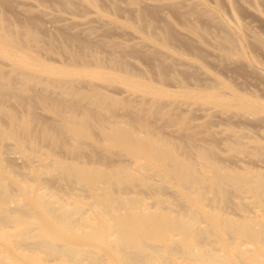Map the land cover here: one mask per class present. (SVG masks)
I'll list each match as a JSON object with an SVG mask.
<instances>
[{
    "label": "rangeland",
    "instance_id": "obj_1",
    "mask_svg": "<svg viewBox=\"0 0 264 264\" xmlns=\"http://www.w3.org/2000/svg\"><path fill=\"white\" fill-rule=\"evenodd\" d=\"M17 1L20 2H16V0H0V23L9 27L12 32L17 33L18 36L16 40L23 43V48H26L27 51L34 55L35 61L32 64L18 66L16 64L13 65L10 58L5 55H0V139L4 141V139L6 140L8 138L7 135L3 134L5 132L8 133L11 131L13 136L20 135L19 138L25 137L27 132H29L27 134L28 136L25 137V143L22 145L16 146L14 143L11 144L10 142H15V140L12 139L9 143L7 141L8 139L6 142L4 141V143L2 142V146L4 145L7 149V153L5 154L9 153V159L6 157L7 155L3 157L5 152L3 151L5 150L3 149L4 146L1 147L2 150L0 148V152L3 151V153H0V169L6 170L10 174L6 175V182L9 185L6 192L15 196L16 199L13 198L14 200H19V202L26 201L28 197L26 191L31 190L30 187L32 189L34 188V191H36V187H39L50 200H52L53 197H55L53 198L54 200H58L59 197L62 196L60 201H63L65 198L64 200H68V202L72 201L71 204L76 201L82 202L81 204L85 207V199H87V202L90 201L89 204L86 202L88 208L91 206L90 209L92 211L97 209V206L93 207V204H91L93 200H88L91 199L88 194L89 192L80 184H86L85 178L80 179L78 185L75 181H63V179H65V177L63 178L65 174L60 172L57 166L54 168L51 164H45L46 159L54 157L58 158L66 166H72L76 162L73 158L75 155L72 153L73 148H75L72 139V131L62 123V118L69 114H75L85 120L81 130L84 134V139L87 141L83 140L84 146L79 148V159L77 162L89 163L98 169L99 172L119 168H129L131 170L133 169V171H137V169L142 167L140 162L143 163L142 161L145 157L139 158V162L136 156H131L133 159H136L138 163L130 159V155L126 153L128 151H123V149H125L124 147L120 149L122 145L102 139L104 137L103 131L106 130L109 125L113 124L133 130L140 134V136L143 135V137H157L180 159L189 162L195 167H197L198 154L205 151H210L211 156L213 154L212 161L216 159V162H218L217 160L221 156V159H224L225 163L229 160L227 165L230 164V166H232V162L233 166L237 167L238 165L235 164L237 161L232 160L235 158H231L232 156L228 152L226 155L228 156V154H230L229 156L231 157H226L223 151V149L227 147L229 148L228 151L231 152L234 144L231 143L233 138L229 137L234 130L240 137L241 131H246V129H248L247 131H250L249 129L253 130L252 134H250L251 131L247 134L244 131L243 134L244 136L246 134V137H242L246 139L241 138V141L244 140L242 143L245 145H247L246 142H253L251 144L257 141L259 143L260 140L264 142V120L256 119V114H252L255 115L253 117L251 114L248 116V113H245L247 117L244 118L245 115L242 114L241 116V113L238 109L236 110L235 106L226 105L225 107L223 106L225 104L221 103V105L220 102L219 104L211 102L214 103L215 106L212 105L216 107L212 108L213 106H209L207 101H204L206 102L204 108H207V110H204L202 104V110L205 111L202 112L200 109L201 104L194 103V101L200 102L202 99L201 97V99L198 98V96L201 95L200 93H198V96L196 95L197 91H200L202 95H206L216 90L215 94H219L220 92L218 90L222 88L220 91L224 90V93L229 94V92H234L240 98L256 100L264 106V0H200V2H203L201 5L203 7H197L200 10L202 8L206 10L202 9L203 12L201 11L199 13H195L193 9H190V7L193 6V4H189L192 0L186 3L187 6L191 5L190 7H187L185 5L186 0H183L186 8L185 6H181V2L183 1L179 0L180 4L177 2L179 5L174 4L177 0H173L174 2L172 0H163L165 2L161 0V4L158 3L160 0H91V3H89L90 0H86L84 1L86 6L83 5V3L81 4L79 0H75L77 3L65 0L69 5L65 4L63 0ZM78 1L81 5H78ZM193 2L194 1H192V3ZM249 4L253 7H250ZM87 5L88 7L90 5L91 9H88ZM248 5L249 7H246ZM42 8L49 13L43 10L45 12L44 14ZM37 9L40 11L38 10L37 12ZM254 10H258L259 13L256 11L258 13L256 14ZM204 11L210 12L207 14V12ZM40 13L46 17H43ZM53 13L57 14L54 15ZM96 15L102 18H94ZM212 15H218L221 20L219 19V21L216 16L217 19L213 18L210 20L211 18L209 19V17ZM105 18L111 20L109 21ZM65 19H67L66 22H71L65 23ZM100 19H102L103 22H100ZM83 22L85 24H83ZM94 22L95 24H93ZM108 23L110 24L108 25ZM113 23H116V26H112ZM81 25H84V27L91 25V31L87 29L89 27H85L87 31L85 28V30H83ZM191 25L197 28L198 34H200L199 36H204L205 39L202 38V41H206L204 44H208L209 46H202L203 44L199 45L196 39L198 35L193 39L191 35L194 34V31L189 30L192 29ZM6 27L4 30H0V36L12 35L11 31ZM92 30L95 31V34ZM184 30L193 32H190L191 35L188 32L189 35H187V32H184ZM97 33L98 36L94 38ZM166 33L170 34V37L166 38L167 40L164 38ZM196 34L197 33H195L194 36ZM226 34L233 39L235 45L229 42H223L224 45L222 44L221 47H219L217 43H214L215 45L212 44L213 42H217L214 39L222 40ZM88 35L91 37L93 36V38H89ZM131 37L137 38L132 39ZM208 37H210L211 40L208 39ZM142 39L143 43L145 41L148 46L151 44L153 50L151 46L148 47L147 44L144 45L141 43L143 46H139L140 44L136 43L139 42L138 40ZM200 40L201 39H199V43H201ZM212 40L214 41L212 42ZM111 44L112 46H109ZM215 46L218 48H215ZM35 48L39 52L36 51ZM157 49L163 50V52L165 51L168 53L167 56L169 55L168 57L171 58H168L166 53H162V51L160 53ZM17 53L19 54V52ZM70 54H74L79 57L81 61L85 62V65L84 62L82 64L78 63L80 67L84 66L83 70L77 66V63H74L75 65L73 64L74 61L71 59ZM94 58L100 59L101 67H98L93 62ZM175 58L178 62L180 60V62L178 63L177 60H174ZM2 60L6 61V63ZM112 60L116 61V65H112ZM35 64L47 69L38 70ZM189 64L192 68L188 67ZM67 65H69L68 68L71 67L72 71H74L72 75L67 74V78L72 76L71 78L73 79L71 80L69 77L70 79L66 82L58 83V81L66 77V75H64L66 73H64L62 69L63 67L67 68ZM182 65L186 67L182 68ZM195 66L199 68H195ZM94 67H98L97 69L100 68L101 70L105 68L106 71H110L109 73H111V71L113 73L114 71V74L117 73L123 77L124 75L126 77L131 75L130 78L132 80L136 79L141 88L143 85L152 86L154 88L153 92L147 93L149 97L151 96L150 99L147 95V98L144 95L145 97H141L143 99L146 98V100L143 102L141 100L142 98L139 97L140 102H138L139 100L137 97L140 92L136 93L137 90L131 92L130 90L133 91L134 88L131 89L130 87L125 89L126 86L123 84L124 80L122 81V79V83L119 78H115L116 80L109 79L110 81H105V78H103L104 80L102 78L97 80L98 77H95L96 80L95 78L91 79L88 76H91L92 72L89 71V73L87 69L93 71ZM84 70L86 74L82 73ZM105 70L104 72H106ZM79 72L81 74H79ZM59 77H61V79ZM83 77H85V79ZM53 78H56L55 81ZM87 79H89V81L92 80L91 83H89ZM86 81H88L89 85ZM93 81H96L97 84ZM108 83H111L112 85H110L112 87L110 85L106 87ZM123 85L125 87H122ZM141 88L137 87L139 90ZM127 90L130 91V93H134L137 97H131V94L126 92ZM155 90H159V92H154ZM127 93L130 97L126 95ZM142 94L140 93V95ZM144 94L146 93L144 92ZM153 94H155L156 99L167 101L166 104L168 105L164 104V102L161 103L162 101L160 102V100H157L158 102L155 103L156 99H154V106L152 102L153 99H151L153 98ZM220 94L223 95L222 92ZM186 95L187 97H185ZM168 99L172 100L170 108L168 107V102H170ZM148 100L150 101L147 102ZM184 100H188L190 103L188 102L187 104V101ZM177 101L181 104L185 102V104L182 107ZM204 102L202 99L200 103ZM177 103L182 108H180ZM192 103H194V105H192ZM190 104L193 109L190 107ZM174 105L175 108L178 105L179 109H173ZM187 105H189L188 108L190 107L189 110ZM207 105L212 109V114H210L211 109L208 111L209 107ZM184 106L186 107L184 108ZM217 107L223 110L217 109ZM231 107L235 108L236 111L232 108L233 114L231 112L224 114V112ZM190 109H192L193 112L190 111ZM218 110L219 112H217ZM258 110L261 111H259L257 116L264 114V108H259ZM207 112L209 114H207ZM250 118H253V120ZM23 127L28 129V131L23 129ZM21 128L23 131H20ZM3 130L5 132L2 133ZM24 130L25 135L22 136ZM256 132L259 133H257V136L253 134ZM225 135L229 137L227 138ZM258 135L259 138H257ZM13 136L11 137L13 138ZM247 136L249 138H247ZM17 137L14 136V138ZM256 138L257 140L255 141ZM250 139L253 141H250ZM94 140H98V143L96 144ZM90 142L95 145L92 143L88 145ZM250 143H248V145ZM7 144L10 145H8L9 148L8 146L6 147ZM115 144L118 146H115ZM102 146H104V148ZM115 147H118L121 151L117 150L118 148L116 149ZM227 148L224 150L227 151ZM8 150H11L10 152L14 154L17 153L15 155L10 154ZM20 151L25 153L27 157L31 155L32 159L30 156V159L27 158L26 155L22 154ZM232 152H234V149ZM122 153L124 155L128 154L129 158ZM221 153L227 160H225L226 158L224 156L222 157ZM216 154L218 156H216ZM32 155H36V157L42 156V162L40 161L41 159H37L39 157H35L37 161L39 160V162H36ZM12 156H16L17 159ZM33 159L35 162L31 161ZM221 159L219 162L224 163ZM144 160L146 161V158ZM130 161L133 163V167L135 164H140L141 167L135 168V166L133 168ZM133 161H135V163ZM250 164L258 165L259 163L247 162L244 166ZM145 166L146 165H144V167ZM50 167H52V169ZM142 169L144 170L143 167L140 170L143 171ZM147 169L145 167L146 172L148 171ZM157 169L159 170V168ZM50 170L52 172H49ZM140 170H138V172ZM145 170L143 172H145ZM158 170L154 171L158 174ZM28 171H32L33 173L31 172V174H29L30 172L28 173ZM154 171L150 169L149 173L147 172L148 176L146 175L147 173H135L138 176L142 174L140 177H143V174L147 176H144L146 178L151 176V180L153 178L155 179H153L154 182H152L157 184V176L161 173L157 175ZM152 172H154L153 175L155 177H153ZM200 173L199 171V174ZM160 176L161 179L163 175L161 174ZM164 176L167 178L164 177L168 185H172V189L165 183L164 178H162L164 181L161 180L160 183L166 185L164 186L158 183V187L161 185L160 189L164 186L165 189L170 188L171 190H165L164 188L160 190L158 188V190H154L155 192H150V188L143 187L145 178L141 180L142 182H135L131 187L123 185V182H118L114 190L119 195H125L126 192L124 191H129L128 193H130L134 190L136 193H134V196L131 193L127 196L132 198H136L137 195L142 196V200L139 197L141 202L148 203L150 201L148 206L152 204V208L155 207L156 209L164 207L165 210L170 211V215L176 216L173 214H177L188 205V203L182 201L185 200L182 197L183 194H181V192H184V184L182 185L180 183L182 187L175 186V184L180 185L176 178L172 181V175L168 174L167 176V174L164 173ZM169 176H172L171 180ZM148 180L146 179V181ZM175 180H177V183H175ZM23 186H28L29 189L25 187V190ZM140 186L143 189L138 188ZM177 187H179L178 192H180L179 190L182 188L180 193L176 192L177 189L175 188ZM120 190H123L121 192L122 194L119 193ZM140 192L145 195H149L150 193H155L157 195L150 194V197H147L148 195L145 196L144 199H146V202H144V194L141 195ZM175 192L176 197L174 195ZM63 193H65V195L68 193L67 196L71 194V200L69 201V199H67L69 196L67 197L63 195ZM73 193L78 196H74ZM160 194L165 196L164 198L161 195L162 199L164 198L163 201L170 198L168 197L169 195L172 197L169 201L172 207V203L175 206L173 210H170L172 207L169 208V206L168 209L166 208L167 203L170 205L168 200L167 202L165 201V205L161 204L159 207L158 201ZM151 195L156 200L153 199ZM177 195L180 200H178L179 198L176 199ZM185 195H187L186 192ZM56 196L58 199H56ZM73 197H76L77 200H75V198L73 199ZM149 198L151 199L149 200ZM176 204L178 206L180 205L181 208ZM193 223L194 222H192V224ZM192 224L191 226L194 225ZM196 225L197 222L195 226Z\"/></svg>",
    "mask_w": 264,
    "mask_h": 264
},
{
    "label": "bare ground",
    "instance_id": "obj_2",
    "mask_svg": "<svg viewBox=\"0 0 264 264\" xmlns=\"http://www.w3.org/2000/svg\"><path fill=\"white\" fill-rule=\"evenodd\" d=\"M24 1L25 0H23V2ZM63 1L65 2V4H68L67 1L68 2L72 1V3L74 1L75 3L77 0L76 1L75 0H67V1L63 0ZM79 1L81 2V4L83 3V5H85L84 1L86 0H79ZM179 1H183V0H179ZM179 1L177 0L176 3L174 2V4L179 5L180 4ZM184 1L181 2L183 4V5L181 4V6H185L189 0L185 1V5H184ZM192 1L194 2L192 3ZM192 1H190L191 3H189V4H193V6L190 5L192 8L190 6H187V5L186 6L190 7V9H193L195 13L201 12L202 9L206 10L204 8H202L201 10L199 9L200 7H203L201 6L203 2H200V0H192ZM16 2H20V1L16 0ZM80 2L78 3V5L80 4ZM177 2H179V4ZM89 3H91V0ZM158 3L161 4L162 3L161 0ZM249 5L250 7H253L251 6V4ZM249 5L246 7H249ZM87 8L89 9L90 5L89 7L87 5ZM39 9H37V12ZM43 10L44 9L42 8V11ZM207 11H204V12H207ZM256 11L259 13L258 10ZM209 12H207V14ZM257 12L256 14H258ZM56 14L57 13H55L54 15ZM215 16L216 15H212L211 17H209V19L211 18L210 20H212L213 18L218 17V15L216 17ZM43 17H46V16L44 15ZM97 17L99 16L96 15L94 18H97ZM99 18H102V17H99ZM105 19H108V18H105ZM219 19L220 18L218 17V20ZM66 20L67 19H65V23L71 22V21L66 22ZM108 20L110 21L111 19H108ZM87 21H88V18H87ZM101 21L102 19H100V22ZM83 24L85 23L83 22ZM93 24H95V22ZM109 24L110 23H108V25ZM90 26L91 25L87 26L89 28H87L86 26L85 27L87 29H90ZM102 26H103V23H102ZM112 26H116V23H113ZM117 26L120 27L119 25ZM188 26L190 27L189 24ZM192 26L193 25H191V27ZM5 27L6 26H4V24L0 23V30H4ZM85 27L84 25L83 26L81 25V28L83 30L86 29ZM6 28L9 29V31H11L9 27H6ZM189 30H193L194 32L193 31L192 32L194 34L195 33L197 34L194 36V34L191 35L192 33L191 31H190L191 33L185 30L184 32H187V35H189L190 33V35L193 36V39L196 38L198 35L196 39L198 40L197 43L199 45L200 44H203L202 46L208 45V44H204L206 42V41L205 42L202 41V38H204V36L202 37L199 36L200 34H198V30L195 26ZM93 32L95 34V31ZM11 34L12 35L10 36L9 35L0 36V53H1L0 55L2 56L5 55L6 57L10 58L12 60L13 65L16 64L18 66H22L26 64H32L35 61L34 55L31 52L27 51L26 48H23V43L16 40V37L18 36L16 32L11 31ZM89 35H92V34H89ZM93 36L92 37L89 36V38L92 39ZM97 36H98V33L94 38H96ZM169 37H170L169 33H166L164 36L165 39ZM198 38L201 39L200 40L201 43H199ZM208 39H210V37H208ZM214 40L217 42H213ZM214 40H212L213 42L212 44L217 43L219 47H221L223 42L225 43L229 42V43H232V45H235V43H233V39L227 34L223 37L222 40L220 39H217V40L214 39ZM138 41L139 42H136V43L137 44L139 43L140 44L139 46H143V44L144 45L147 44L145 41L143 43V39L138 40ZM109 46H112V44ZM150 46L151 48L153 47L151 44H149L148 47ZM216 47L217 46H215V48ZM37 49H40V48L38 47ZM37 49L36 51H38ZM109 49L112 51L110 47ZM158 51L160 53L161 51L162 53H166L165 51L163 52V50H160V49ZM17 52H19V54ZM167 54L168 53H166V56ZM217 54H218V51H217ZM70 57L74 61L73 64L74 63L82 64L84 62V61H81L79 57L75 56L74 54H70ZM168 58H171V57H168ZM174 60H177V59L175 58ZM4 62L6 63V61ZM93 62L98 67H101L100 66L101 61L99 58H94ZM111 63H113L112 65H116V61L114 60H112ZM84 65H85V62H84ZM68 66L69 65L66 66L67 68L63 67L62 69V71L66 73L64 74L66 75V77L62 79L61 81H58V83L66 82L68 79L72 77V76L71 77L69 76L70 78L69 77L67 78V74L72 75L74 72L72 71L71 67L68 68ZM77 66H79V64ZM35 67L38 68V70L47 69V68H42L40 65H36ZM184 67L186 66L182 65V68ZM188 67L192 68L190 64ZM79 68L83 70L84 66L83 67L79 66ZM97 68L94 67L93 69L95 70ZM195 68H199V67L195 66ZM103 69L105 70V68ZM94 70L91 71L87 69L88 72L89 71L92 72V75L88 76L91 79L98 77L97 80H99V78L100 79L105 78V81L106 80L108 81L109 79L116 80L115 78L117 79L119 78L120 82H121V79L122 81L124 80L123 84L126 87L124 85L122 87H125V89L127 87H130L131 89L134 88L133 91L130 90L131 92H134L135 90H137L136 93L140 92L142 94L143 92L142 95H140L139 93L140 96L138 95L137 97L134 93H130V91L128 90L126 91L131 94V97L132 96L137 97V99L139 100L138 102H140L139 97L142 98L141 96L145 97L146 95L149 97L148 95L149 92L151 91L153 92L154 88L150 85H143L142 88L139 87V83L136 81V79L132 80L130 78L131 75L129 76L127 74L129 77H126L125 75L123 77L121 75H118L117 73L114 74V71L113 73L112 71L111 73H109L110 71H106V70H105L106 72H104V70H101L100 68L95 71ZM85 72H86L85 70L82 71L83 74H86ZM79 74L81 73L79 72ZM59 78L61 79V77ZM83 78L85 79V77ZM53 79L55 81L56 78H53ZM72 79L73 78H71V80ZM89 79L87 80L89 81ZM88 81L86 82L88 83ZM91 81H89V83H91ZM93 82L97 84L96 81H93ZM110 84L111 83H108V85L106 84L107 85L106 87H109ZM122 87H121V90H122ZM137 87L141 88L140 90L142 91L137 89ZM221 89H219L218 91L220 93L222 92L223 95H221L220 93L215 94L216 90H214L213 93L209 92L210 94L207 93L206 95L205 94L202 95L200 91H197L196 95L198 96L199 95L198 93H200L201 95H199L198 98L199 99L202 98L203 102L207 101L209 106L211 107L214 105V103H211V102H215L218 104L220 102V104L221 103L225 104L223 105L225 107L226 105L233 106V107L235 106L236 110L238 109L239 112L241 113V116L242 114L245 115L244 118H246L247 115L250 116V114L251 115L256 114V119L264 120V114L257 116V114H259V111H261L258 109L264 108L262 104L258 103L256 100L240 98L234 92H229V94L224 93L225 91L224 90L220 91ZM144 92L146 94H144ZM154 92H159V90H155ZM224 94L228 96H225ZM126 95L129 96L128 93ZM152 97L153 98L151 99H153L152 102L155 106V103H157L160 99L159 100L156 99L155 94H153ZM185 97H187V95ZM146 98L144 99L142 98L141 100L144 102ZM154 99H156L155 100L156 102L154 101ZM202 99L200 102H202ZM149 101L150 100H148L147 102ZM161 101L162 100H160V102ZM168 101H170L168 102L169 103L168 107L170 108V105H171L170 103H172V100L168 99ZM184 101H187V104L189 102L188 100H184ZM163 102L164 104L167 103V101L166 102L162 101L161 103ZM200 102L194 101L195 104L197 103H199V105L201 104L200 109L202 110V104L204 108L205 106L204 104L206 102L204 103H200ZM194 103H192V105H194ZM184 104L185 102L184 103L182 102L181 106L183 107ZM175 105L173 109L175 108ZM178 105L176 106V108L179 109L180 105L179 107ZM188 106L189 105H187V108ZM214 106L212 108H216ZM185 107L186 106H184V108ZM190 107H191V104H190ZM233 107L228 108L227 111H229L230 109L229 112L223 111L224 114L225 113L228 114L230 112L233 114V110H232ZM235 108L233 109L235 110ZM192 109H190V111H192ZM209 109L211 108L209 107L208 111ZM217 109H220V108L217 107ZM168 110L171 111L170 109ZM204 110L206 111L207 108H204ZM205 111L202 110V112H205ZM217 112H219V110ZM212 113L213 111L211 109L210 114ZM245 113H248V114L246 115ZM207 114L209 113L207 112ZM252 116L254 117L255 115H252ZM250 119L253 120V118H250ZM84 122L85 120L83 118L78 117L75 114H69L62 118L63 125H66L65 127H68L72 131V139L75 144V148H73L72 153L73 155H75V157L73 158L75 159L76 162L72 166H66L58 158L54 157V158L46 159L45 164L46 165L51 164V166H54V168L57 166V169L63 174H65L63 178L65 177L66 180L63 179V181H71V182L75 181L76 184L78 185L80 183L79 180L82 178H85L86 184H82V183L80 184L85 190L89 192L88 194L91 199H88V200H93L91 201V204H93L92 205L93 207L97 206V209H96L97 211L96 210L92 211L90 209L91 206H89L90 208H88L86 204L87 199L85 198H83L86 200L84 204L85 207H83V204H81L82 202L76 201V202H73V204H71L72 201L68 202V200L67 201L64 200L65 198L63 199V201L62 200L60 201V198L62 196L59 197V199L56 196V199L58 200H54L53 198L55 197H53L52 200H50V198H48L47 195L44 193V191L41 188L39 189V187H36V191H34L35 190L34 188L32 189L30 187L31 190L26 191L27 192L26 194H28L26 201H22L21 199L23 203L19 202V200L18 201L14 200L16 199L15 196H12L6 192V189L9 186L8 183L6 182V175L7 174L10 175V174L6 170L0 169V264H264V142L261 140L260 142H263V143H260V142L258 143V141L254 144H251L253 142L251 143L246 142L247 145H245L242 143L244 140L241 141V138L243 139L244 137H246V134L250 133V131H251L250 134H252V131H253L252 129H249L250 131H247L248 129H246V131L244 130L246 132L245 136L243 134L244 131H241L242 132L241 137L239 136V134L235 133V130L232 131L233 132L232 134L228 133L232 135V137L231 135L230 137L229 136L228 137L233 138L231 140V143H233L234 146H232L231 152L228 151L229 148L227 147H226L227 151L224 150L226 148H224L223 151L225 152L226 157H228L231 154L232 157L231 156L229 157L235 158L232 160L237 161V163H235L238 165L237 167L233 166L232 162H231L232 166H230V164L227 165V162L229 160L226 161L225 163L224 159H221V156L220 158L218 157L219 158L217 160L218 162H216V159L215 161H212L211 159H212L213 154L211 156L210 151L200 152L198 154L199 157L197 159V167H195V166H192L189 162H186L180 159L177 155H175L172 151L168 149V147L165 145L163 141H161L157 137H153V136L143 137V135L140 136V134H138L137 132H134L133 130H130L123 126H116V124L109 125L107 129L103 131V136H104L102 138L103 140H109L113 143L122 145L120 149H123L122 147H124L125 149H123V151L127 150L128 152L126 151L125 152L128 153L130 157L136 156V159H139L145 156L144 159L146 158V161L144 159L142 161L143 163L140 162V159L138 161L140 162V164H142V167L144 168V170H145V167L146 169L148 168L147 169L148 173L150 169H152L153 171L154 170L156 171L158 170L157 168H159L158 174L161 173L163 175L162 178L165 177L164 173L167 174V176L169 174L173 176L172 181L176 178L179 181L178 184L180 183L182 185L184 184L183 185L184 192L183 193L181 192L182 188L179 191L181 192V194H183V196L181 195L183 199H185L182 201H185L186 203H188V205L186 206L185 204H183L184 206H186V208L183 210H180L178 213L176 212L177 214H173L176 216H172V214L170 215L169 213L170 211L165 210L164 207L161 209H156L155 207L152 208L151 206L152 204L148 206L150 201L147 203L146 199H144L145 196H147L148 194L145 195L144 193L140 192L141 195L144 194L143 200H145L144 202L146 203H143L139 199V197L141 198L142 196L137 195L138 199L137 197L132 198V197L127 196L128 194L130 195V193L134 196V193H135L134 190L133 192H130V193H128L129 191H124L126 192V194L124 193L125 195H119L114 190L118 182H123V185L131 187L134 185L135 182H142L141 180H144L143 178H145V181L143 182L144 184L143 187L150 188L151 190V191L149 190L150 192H155L156 190H158V188L160 189L161 185H164V186L166 185V184L160 183L161 180H163L162 178L160 179L161 174L159 175L160 177L157 176L158 179L156 178L158 180V183L161 184L158 187L157 182H156L157 184L153 183L154 182L153 177H155L153 173L155 171L152 172V175H153L152 180L150 179L151 176L149 175L150 176L148 177L150 180L149 181L148 178H146L148 176V173L146 172V170L145 172H143L144 171L143 169H142L143 171L140 170L142 168L140 164H135L136 167L134 166L135 168L141 167L137 169V171L136 170L133 171V169L131 170L129 168H128L129 170L126 168H119V169H109V170H104L102 172H99L98 169H96L94 166H92L89 163L77 162L79 159V156H78L79 148L84 146V141H87L84 139V134L81 130V127ZM23 129L25 128L23 127ZM23 129L21 128L20 131H23ZM25 130L28 131V129H25ZM25 130L22 136L25 135ZM3 132L5 131L3 130L2 133ZM10 132L8 133L5 132L3 134L7 135L8 140L7 139L6 140L8 141V143L9 141H11V139L15 140V142H10V143L11 144L14 143L16 144V146L22 145L23 143H25L26 141L25 137H27L28 136L27 134L29 133L27 132L25 137H21V138H19L20 135L19 136L14 135L15 137L18 136L17 138H14V136L12 135V132L11 133ZM258 132L253 133V134H256L257 136ZM11 136H13L14 139ZM248 136L247 138H249ZM257 138H259V135ZM257 138L255 139V141L257 140ZM1 140L3 139H0V142H1L0 148L4 146V145L2 146V142L3 143L4 141L6 142L5 139L4 141H1ZM97 141L94 140L96 144L98 143ZM250 141H253V140L250 139ZM91 143L92 142H90L88 145H90ZM248 143L250 144L248 145ZM92 144L95 145L94 143ZM8 145L9 144H7L6 147ZM115 146H118V145L115 144ZM102 147L104 148V146ZM115 148L117 149L118 147H115ZM3 149H5L3 150L5 151L3 154L4 156L2 154L1 155L3 157L7 155L6 157H8L9 159V156H8L9 153L5 154L7 153V149L5 148V146ZM120 149L118 148L117 150H120ZM233 149H234V152H232ZM3 151L1 152L3 153ZM8 151L10 152L11 150H8ZM227 152L230 153L228 154V156L226 155ZM222 153L221 155L223 157L224 153L223 154ZM10 154H14V153L10 152ZM22 154H25V153H22ZM128 154L127 155L123 154V155L128 157ZM29 156L31 158V155ZM29 156L27 157L26 155L27 158H29ZM216 156L218 155L216 154ZM35 157L36 155L33 158L35 159ZM37 157L36 158L39 160L41 159L40 161L42 162V156L41 157L37 156ZM34 159L31 161L39 162V160L37 161L35 159L34 161ZM130 159L132 160L133 157H131ZM136 159H133V160L136 161ZM220 159L221 161H224V163L219 162ZM225 160H227V158ZM135 161L133 162L135 163ZM247 162H258L259 164L258 165L250 164V165L244 166V164H246ZM239 163H240V166H239ZM131 164L133 167V163ZM144 165L146 166L144 167ZM50 168L52 169V167ZM138 170L141 171V172L139 171L140 173H145V174L147 173L146 174L147 176L144 174H143V177H140L142 174L138 176L136 174ZM199 171L201 172L200 174H199ZM31 172L32 171H28L29 174H31ZM49 172H52V171L50 170ZM155 173L157 174V172ZM172 176H169L170 180ZM146 179L148 181H146ZM60 180L62 181L61 178ZM135 180H138V181H135ZM177 180H175V183H177ZM165 183H167L168 185L167 180H165ZM181 184L180 185L175 184V186L180 187ZM164 186L161 187V189L164 188ZM25 187L23 186V188L26 190L28 186L26 188ZM179 187L175 188L177 189L176 191L177 193H180L178 192ZM138 188L141 189L142 187L140 186ZM79 191H82V190H79ZM122 191L123 190H120L119 193H121ZM176 192L175 194L173 193L175 197H176ZM185 192L187 195H185ZM67 194L65 195V193H63V195L65 196H67ZM150 194L157 195L155 193H150ZM70 195H68L69 197L67 196L68 197L67 199H69V201L71 200ZM149 195L147 197H150ZM161 195L162 194L159 195V201H158L159 207L161 204L165 205V201L167 202V200L170 204L169 199L172 197L169 195L168 197L170 198L163 201L165 196L162 195V197H164L162 199ZM74 196H78V195H74ZM74 198L75 200H77L76 197H73V199ZM178 198L179 197L177 195L176 199ZM150 199L151 198H149V200ZM153 199L155 198L153 197ZM178 200H180V198ZM11 202H12V205H11ZM89 202L87 203L89 204ZM172 205L173 207H175L173 203ZM168 206L169 208L172 207L171 204L168 205L167 203V207H166L167 209H168ZM173 207L170 210H173L174 209ZM178 207L181 208L180 205ZM192 222H194L193 223L194 225L192 224ZM196 222H197V225L195 226ZM191 224L195 227L191 226Z\"/></svg>",
    "mask_w": 264,
    "mask_h": 264
}]
</instances>
